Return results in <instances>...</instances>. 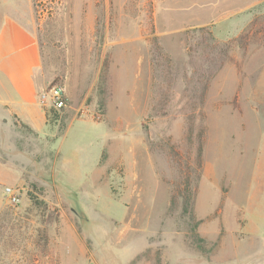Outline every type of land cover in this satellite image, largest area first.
<instances>
[{
  "label": "rangeland",
  "instance_id": "374dc122",
  "mask_svg": "<svg viewBox=\"0 0 264 264\" xmlns=\"http://www.w3.org/2000/svg\"><path fill=\"white\" fill-rule=\"evenodd\" d=\"M3 5L67 105L0 108V264H264V0Z\"/></svg>",
  "mask_w": 264,
  "mask_h": 264
},
{
  "label": "crops",
  "instance_id": "0c3cea01",
  "mask_svg": "<svg viewBox=\"0 0 264 264\" xmlns=\"http://www.w3.org/2000/svg\"><path fill=\"white\" fill-rule=\"evenodd\" d=\"M48 82L33 17L20 18L9 5L0 6V108L42 130L46 111L40 95Z\"/></svg>",
  "mask_w": 264,
  "mask_h": 264
},
{
  "label": "built area",
  "instance_id": "2783aa9c",
  "mask_svg": "<svg viewBox=\"0 0 264 264\" xmlns=\"http://www.w3.org/2000/svg\"><path fill=\"white\" fill-rule=\"evenodd\" d=\"M41 102L45 106L61 110L67 105L66 91L63 85L55 83L49 85L40 95ZM5 196L11 203H17L21 199V193L13 187H5Z\"/></svg>",
  "mask_w": 264,
  "mask_h": 264
},
{
  "label": "trees",
  "instance_id": "16d2710c",
  "mask_svg": "<svg viewBox=\"0 0 264 264\" xmlns=\"http://www.w3.org/2000/svg\"><path fill=\"white\" fill-rule=\"evenodd\" d=\"M203 136H204V132H203V130H200V133L198 135L200 155H201V149H202V144H203Z\"/></svg>",
  "mask_w": 264,
  "mask_h": 264
}]
</instances>
